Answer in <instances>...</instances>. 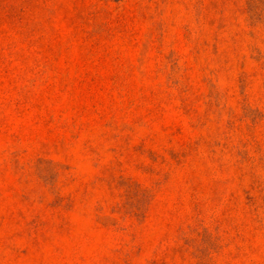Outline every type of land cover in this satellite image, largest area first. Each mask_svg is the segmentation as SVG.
I'll return each mask as SVG.
<instances>
[{
	"label": "rangeland",
	"instance_id": "374dc122",
	"mask_svg": "<svg viewBox=\"0 0 264 264\" xmlns=\"http://www.w3.org/2000/svg\"><path fill=\"white\" fill-rule=\"evenodd\" d=\"M0 264H264V0H0Z\"/></svg>",
	"mask_w": 264,
	"mask_h": 264
}]
</instances>
